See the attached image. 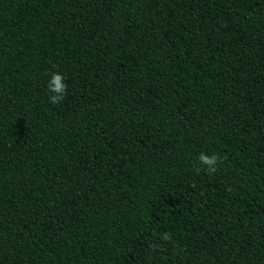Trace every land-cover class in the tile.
<instances>
[{
  "label": "trees",
  "instance_id": "trees-1",
  "mask_svg": "<svg viewBox=\"0 0 264 264\" xmlns=\"http://www.w3.org/2000/svg\"><path fill=\"white\" fill-rule=\"evenodd\" d=\"M0 264H264V0H0Z\"/></svg>",
  "mask_w": 264,
  "mask_h": 264
},
{
  "label": "clouds",
  "instance_id": "clouds-1",
  "mask_svg": "<svg viewBox=\"0 0 264 264\" xmlns=\"http://www.w3.org/2000/svg\"><path fill=\"white\" fill-rule=\"evenodd\" d=\"M65 79V76L60 72L51 74L48 81V91L51 93L49 101L51 103L59 104L66 96L67 84L64 82ZM198 159L203 170L209 175L216 173L218 164L222 163V157L218 153H200ZM196 171H201V168H197ZM163 238L167 240L169 235L165 234Z\"/></svg>",
  "mask_w": 264,
  "mask_h": 264
}]
</instances>
